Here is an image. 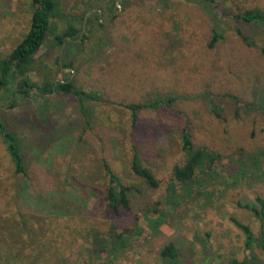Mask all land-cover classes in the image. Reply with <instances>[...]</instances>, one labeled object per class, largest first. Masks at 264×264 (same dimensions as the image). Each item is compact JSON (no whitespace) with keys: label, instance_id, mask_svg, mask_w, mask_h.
Masks as SVG:
<instances>
[{"label":"rangeland","instance_id":"rangeland-1","mask_svg":"<svg viewBox=\"0 0 264 264\" xmlns=\"http://www.w3.org/2000/svg\"><path fill=\"white\" fill-rule=\"evenodd\" d=\"M60 6L31 80L41 85L67 76L100 99L87 104L86 125L75 96L53 91L25 99L13 95L15 82L2 90L0 118L20 133L27 175L15 172L0 136V215L64 217L57 230L67 246L57 264H172L159 256L170 241L178 264H230L233 258L264 264V250L254 245L247 254L245 235L230 220L248 225L254 236L264 234V205L256 200H264V24L232 19L247 8L264 10V0H214L210 6L227 27L213 47L210 20L190 0H61ZM31 13L30 0H0V57L27 32ZM80 15L92 17L85 38L57 45L53 35L69 23L81 27ZM230 95L261 110H245ZM159 96L175 99L140 109L134 123L120 105ZM213 105L222 109L220 117ZM184 126L194 146L221 157L211 176L197 173L202 188L187 192L176 184L179 198L168 203L172 170L185 159ZM134 149L157 187L132 173ZM104 164L133 187L130 211L115 215L107 209ZM157 218L155 228L148 219ZM112 226L125 230L126 246L94 254L90 232Z\"/></svg>","mask_w":264,"mask_h":264},{"label":"trees","instance_id":"trees-1","mask_svg":"<svg viewBox=\"0 0 264 264\" xmlns=\"http://www.w3.org/2000/svg\"><path fill=\"white\" fill-rule=\"evenodd\" d=\"M195 2L200 9L208 16L211 26V38L208 42L210 47H213L219 40L222 39L226 22L220 18V14L211 8V3L214 0H190ZM61 0H30L32 9L30 24L27 32L22 39L7 53L4 57H0V93L3 89L13 82L15 88L12 91L13 95L18 94L21 98H29L32 93L44 95L53 91L75 96L81 105L85 124L90 125L91 112L88 103L95 102L100 99V94L97 91H86L85 89L74 84L67 76L56 82L45 80L41 85H37L31 80L30 72L34 69L36 55L47 39L51 29V20L53 17L59 16ZM112 12V11H111ZM96 13V12H95ZM81 27H76L69 23L60 33L53 35L55 43L61 46L65 42H70L74 39H84L86 32L84 28L92 21V17L82 16ZM233 20H239L245 23H261L264 24V10L256 8H247L241 12L232 15ZM237 34L247 44L253 45V41L243 33L240 28H236ZM264 52V46L261 47ZM60 64V63H59ZM67 64H61L66 66ZM69 65V64H68ZM233 103L245 110H261L257 105L250 102H241L238 97L230 95ZM175 97L159 96L155 100L145 101L141 103H120L131 111L132 122L136 121L137 112L143 108H157L160 105L170 104ZM212 111L215 116L220 117L222 109L217 106H212ZM85 127V126H84ZM0 136L2 137L6 148L8 149L14 170L16 173L27 175L25 161L21 151V137L19 131L12 125L8 126L4 120L0 118ZM182 150L185 154V159L182 165L174 166L172 170L173 183L168 186L167 202L174 203L179 198L176 193V184L187 192L192 190V186L202 188L204 182L202 176H211V167L221 155L215 151H209L205 147L194 146L188 129L186 126L182 128ZM264 155V149L259 151ZM242 158H239L241 160ZM130 169L133 174L142 178L150 187H157L159 181L156 179L152 171L143 165L138 152L134 149L130 160ZM105 174L108 178L107 188L105 192L106 207L115 215L122 211H130L131 204L129 191L132 186L126 185L121 178L112 171V169L104 164ZM202 173L201 177L197 173ZM210 173V174H209ZM235 175V174H234ZM233 177V175H231ZM198 192V191H197ZM200 192V190H199ZM257 202L264 205V200L256 197ZM255 214H259L258 209L254 204H243ZM156 212L158 211L154 208ZM159 212V211H158ZM65 218L59 220L55 217L47 215H38L35 213L16 212L9 215H0V264H57L61 263L65 253V240L62 238L63 230H57L60 223H64ZM149 222L156 228L160 224V219H148ZM230 220L240 228L245 235V249L249 254L250 248L254 245L259 246L264 250V234L254 236L250 227L234 217ZM53 222V223H52ZM116 227L112 226L108 232L102 233L99 230L90 232L92 237L91 248L96 255H101L103 251L109 250L118 252L127 244L126 236L122 230L118 232ZM74 242V240H72ZM159 256L172 264H178V250L173 242L164 244ZM230 264H248V258L238 261L233 258Z\"/></svg>","mask_w":264,"mask_h":264}]
</instances>
